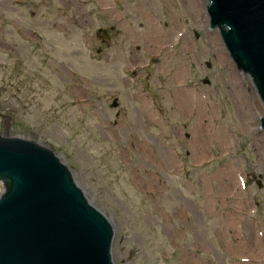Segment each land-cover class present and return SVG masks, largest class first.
<instances>
[{
	"label": "rangeland",
	"instance_id": "1",
	"mask_svg": "<svg viewBox=\"0 0 264 264\" xmlns=\"http://www.w3.org/2000/svg\"><path fill=\"white\" fill-rule=\"evenodd\" d=\"M205 8L0 0V135L67 166L113 264H264V106Z\"/></svg>",
	"mask_w": 264,
	"mask_h": 264
},
{
	"label": "water",
	"instance_id": "2",
	"mask_svg": "<svg viewBox=\"0 0 264 264\" xmlns=\"http://www.w3.org/2000/svg\"><path fill=\"white\" fill-rule=\"evenodd\" d=\"M206 12L264 105V0H207ZM0 181V264H113L111 224L52 150L0 135Z\"/></svg>",
	"mask_w": 264,
	"mask_h": 264
},
{
	"label": "flooded vegetation",
	"instance_id": "3",
	"mask_svg": "<svg viewBox=\"0 0 264 264\" xmlns=\"http://www.w3.org/2000/svg\"><path fill=\"white\" fill-rule=\"evenodd\" d=\"M120 2H116V5H118ZM67 5H68V3H66ZM70 5H71V3H70ZM102 10H103V12H101V13H105V14H107V15H109V14H114L113 12L112 13H110L108 10H107V8L106 7H103L102 8ZM77 19H81V21H84L82 18H77ZM75 24V23H74ZM105 27H103V26H98V27H96V29H95V38L96 37H98L99 38V40H101V39H107L106 38V32H105V29H104ZM110 30H114V27L113 26H110ZM33 32V31H32ZM25 33H26V30H25Z\"/></svg>",
	"mask_w": 264,
	"mask_h": 264
},
{
	"label": "bare ground",
	"instance_id": "4",
	"mask_svg": "<svg viewBox=\"0 0 264 264\" xmlns=\"http://www.w3.org/2000/svg\"><path fill=\"white\" fill-rule=\"evenodd\" d=\"M197 8H198V6H197L196 3H195V5L193 6V9L196 11V14H197V12H198V9H197ZM207 18H208V17H207ZM213 29H215V28H213ZM187 91H189V90H183V89H182V90H177V92L181 95V97H182L183 95H185ZM190 95H191V94H190ZM190 95H189V97H191ZM191 99H192V98H191ZM252 102H253V101H252ZM257 104H258V103H255V106H254V107L257 109V110H255V111L257 112L256 115H255V116H256L255 118H257V114H260L261 111H264V108L261 109V106H260V108H259V107L257 106ZM198 113H199V112H198ZM198 113H197V115H198ZM200 113H203V111L200 110ZM261 113H262V112H261ZM253 114H254V113H253ZM197 117L199 118V116H197ZM256 121H258V120H256ZM257 123H258V122H257ZM221 139H222V138H221ZM227 139H228V138H227Z\"/></svg>",
	"mask_w": 264,
	"mask_h": 264
}]
</instances>
